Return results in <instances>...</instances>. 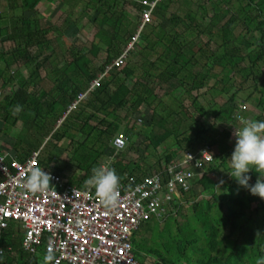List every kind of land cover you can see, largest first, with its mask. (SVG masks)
I'll list each match as a JSON object with an SVG mask.
<instances>
[{
    "label": "trees",
    "instance_id": "trees-1",
    "mask_svg": "<svg viewBox=\"0 0 264 264\" xmlns=\"http://www.w3.org/2000/svg\"><path fill=\"white\" fill-rule=\"evenodd\" d=\"M40 1L22 0V8L35 15ZM180 1L188 5L187 10L181 14L177 7V12L171 13L170 8ZM189 2L164 0L153 10V19L161 18L175 34L161 30L152 42L151 32H141L138 43L146 42L142 50L155 53V47L163 45L162 54L150 63L149 71L132 62L141 53H135L139 45L134 44L125 63L105 73L100 86L88 92L87 98L69 113V106L79 94L87 91L91 82L123 53L136 33L137 24L132 26L128 5L137 10L142 7L135 0H95L90 17L95 34L89 49L55 45L64 32L42 26L37 18L20 17L7 25L0 16V132L8 135L21 123V129L29 134L24 140L13 139L12 153L20 161L38 153L43 168H53L57 154L67 151V166L72 172L62 177L80 189L92 187L86 181L93 166L100 162L116 169L120 184L127 183V178L137 183L160 174L165 186L169 163L180 157V151L196 153L208 144L215 164L196 180L191 191L183 192L190 213L183 216V222L169 213L162 228L155 219L143 223L132 239L134 254L140 261L150 255L156 258L154 264H257L264 259L263 198L252 195L232 177L219 188L234 146L229 143L231 133L220 130L217 124L233 121V115L244 104L238 98L249 81L254 82L255 95L246 100L252 98L259 111L255 119L264 120V0H198L196 10ZM51 33L58 37L50 38ZM6 42H12V48H4ZM21 67L28 69V76ZM153 78L167 89V94L181 89L173 96L177 107L166 116L158 115L162 100L151 86ZM208 90H217L226 97L213 115L212 124L202 122L211 110L202 102ZM183 95L190 100L192 111L181 106ZM144 106L153 112L151 125L158 130L169 128L164 137H173L177 147L153 163L147 162L145 153L151 147L158 149L167 138L154 133L147 137L151 146L144 144L143 148V142L132 141L140 135L132 117ZM190 119L193 122L188 131L181 132V122ZM171 121L172 127L167 126ZM121 132L131 144L117 151L113 139ZM63 141H69L68 147H60ZM126 152L140 155L137 160H126ZM257 175L252 173V182ZM197 188L203 196L200 201H196ZM181 207L175 206L178 214ZM171 223L176 225V233ZM20 228L19 224H11L2 231L0 264H42L38 253L32 255L22 248Z\"/></svg>",
    "mask_w": 264,
    "mask_h": 264
},
{
    "label": "built area",
    "instance_id": "built-area-1",
    "mask_svg": "<svg viewBox=\"0 0 264 264\" xmlns=\"http://www.w3.org/2000/svg\"><path fill=\"white\" fill-rule=\"evenodd\" d=\"M135 1L142 7L138 10L136 33L123 53L91 82L86 92L79 94L67 113L100 86L105 73L125 63L128 52L151 21L153 10L164 0ZM127 144L122 132L113 140L117 151L124 150ZM212 159L209 147L186 153L168 166L165 186L160 174L137 183L127 178V183L119 185L118 203L108 207L101 203L93 187L80 189L67 184L49 169L46 171L52 174V184L44 191L31 192L25 181L32 168H43L38 153L20 161L12 152L0 151V232L11 221L19 222L25 235L24 249L37 254L39 248L47 251L51 247L55 254L52 264H139L132 253L133 233L142 223L166 214V206L193 188Z\"/></svg>",
    "mask_w": 264,
    "mask_h": 264
},
{
    "label": "rangeland",
    "instance_id": "rangeland-1",
    "mask_svg": "<svg viewBox=\"0 0 264 264\" xmlns=\"http://www.w3.org/2000/svg\"><path fill=\"white\" fill-rule=\"evenodd\" d=\"M190 4L189 6L192 7L193 10H196V4L198 2V0H189ZM186 6H188L186 3H184V1L181 3V1L179 3H176L174 7L170 8V12L171 13H176L177 11V7H179V11L182 14L184 11L187 10ZM135 9V8H134ZM135 13L131 14L130 11V20L132 21V26L135 27L136 24H138V10H133ZM137 21V22H136ZM163 26L161 27L160 26ZM65 25V24H64ZM63 25V26H64ZM84 26H69V24L66 25V27H63L65 29H67L66 31V36L64 37V46H68L70 44V41H77L78 47L83 48L85 47V49H89L91 42L94 38V28H92V24L89 22V24H83ZM148 27H145V30L148 31L149 33L151 32V39L152 42H155L158 38L157 34L160 33V31H165V32H170L172 35L175 34V31H172V29H170V25L164 26V23L162 21V19H157L152 17L151 21L149 22V24L147 25ZM82 28V31H80V29ZM239 31V30H238ZM170 34V35H171ZM79 38H78V37ZM203 39L205 41L208 40V36L204 35ZM140 41V40H138ZM138 41L136 42L137 45H139V47H137L135 49V53L139 55H142L143 57H141L140 55L136 58L134 57L132 62L133 63H137L138 65H140V69H147V71L150 70L151 66L150 63L154 62L156 60V58H158V55L162 54V46L163 45H158L155 47L153 52H149L144 51V49L142 50V47L146 44V42L144 41L143 44H139ZM9 45L7 44L5 47H8ZM10 47V46H9ZM77 47V48H78ZM142 50V51H141ZM146 55V56H145ZM97 62V61H96ZM103 62V61H102ZM48 68L50 69V65H48ZM21 71L24 75L28 76V69L25 67H21ZM44 74V72H43ZM140 75V73H139ZM151 86L154 88V93L159 97V99L162 100V105L157 107V112L158 115L160 116V114H163L164 116H166L168 113H170L171 109H175L177 107L176 103L173 101V96L175 95H179L181 93V89H177L175 92L173 93H169L167 94V89H165L164 87H160L159 86V81L156 78L151 79ZM154 81V83H153ZM212 84V83H211ZM254 82L253 81H249V84L246 86V90H243L240 93V97L238 98V101H242L244 104H242L240 106L241 110H243L244 115L246 116V118H256L257 114H258V109L254 106V102H253V96L255 95L254 92V88H253ZM262 87V86H260ZM46 88H49V84L46 86ZM45 88V89H46ZM209 92L211 95H209ZM196 94V93H195ZM252 95L251 100H246V98ZM184 96V95H183ZM182 99V96L180 97ZM226 100V97L220 96L216 91H209L208 90V95L205 96L204 99H202L203 104L205 105L206 108L211 107L210 110V114L208 116H206V118L202 119V122H206L207 123H214V117L216 112H218L219 109V105L224 103ZM209 101V102H208ZM190 100L187 98V96L183 98V100L181 101V106H183V108L189 109L190 111H192L191 106H190ZM211 103V104H210ZM214 103V104H213ZM2 112V111H1ZM0 112V124L3 125V119L2 117V113ZM153 112L147 108V107H142L141 112L134 115V117H132V121H136L137 124H135L137 132H140L139 136H135L132 141L138 142V143H142V148L144 146V144L149 145V140L147 139V137H152V135L154 133H158L157 137H161V136H165L167 133V130L169 128H164L163 130H158L157 127L151 125L150 121H151V114ZM138 120H142V123H140ZM193 122V119L190 120H186V121H182L181 123V128L180 131L184 132V131H188V127L189 125ZM200 122V123H202ZM173 122L171 121L170 123L167 124V126L172 127ZM219 124V123H218ZM218 128L220 130L222 129H232V126L230 124V122L228 123H224V124H219ZM124 125V124H123ZM159 125V124H158ZM239 125V124H237ZM59 126V125H57ZM240 126H242V124H240ZM1 127V125H0ZM125 126H122V128ZM22 128L21 123H19L16 128L12 127V129L9 131V134L7 135L6 132H4L5 134L0 132V150H6V151H10L12 152V148H13V141L14 140H24L26 139V137L28 136L29 132L27 129ZM161 128V127H160ZM162 129V128H161ZM193 134V133H192ZM169 137V135H167ZM164 137L167 138V140L162 143L158 149H153L152 147L149 150V153H145L146 155H148V163H153L157 158L162 157L166 151H173L174 149H177V147L174 145L175 141L173 137ZM81 140L84 139V137H80ZM14 139V140H13ZM234 140H230L229 143L232 144L234 146L235 143H233ZM68 143L69 141H63L60 143V147L61 148H66L68 147ZM129 143L131 144V140H129ZM151 146V145H149ZM181 153V151L179 152ZM140 155L139 153H134V152H126V160H137L138 159V155ZM61 156V157H60ZM42 157H44V154H42ZM69 158H70V154L67 153V151H65V153L59 155L57 154L56 156V160L53 163V168L51 167L52 170H54L55 172H59L60 174H63V176H67L69 174H71L72 171H70V167H68V162H69ZM229 162L230 159L228 160V167H229ZM223 176H224V181L223 183H219V188L223 187L224 183L228 180H230V175L226 172H223ZM197 192H200V189H197ZM202 198V196L200 195L198 197V199ZM197 199V200H198ZM252 207H255V204H253ZM188 212V214L190 213L188 211V208L183 209L181 214H179V216H177V219L179 220V222H183L184 218L183 216ZM163 226H161L162 228ZM171 229L173 231V233H176V225L173 223L171 226ZM43 256L44 254H41L39 257L41 263L43 264ZM152 260V259H151ZM153 261V260H152ZM151 262V261H150Z\"/></svg>",
    "mask_w": 264,
    "mask_h": 264
},
{
    "label": "clouds",
    "instance_id": "clouds-1",
    "mask_svg": "<svg viewBox=\"0 0 264 264\" xmlns=\"http://www.w3.org/2000/svg\"><path fill=\"white\" fill-rule=\"evenodd\" d=\"M258 114H259V111H258ZM138 121L142 123L141 120H138ZM230 124L232 126V129L230 128L222 129L225 131H229L231 133L230 140L232 136L235 137V144L231 152V155L229 156V159H230L229 169L226 170V172L239 185L243 186V188L248 190L252 195H256V196L263 198V203H264V120H258V119H254L250 117L246 118L243 110H241L240 108L236 112V114L233 115V121H230ZM240 124H242V126H240ZM203 147L210 148V152L213 158L212 161L206 166L205 172L203 174L204 176L207 172L208 167L210 165L215 164V156L212 153L211 147L208 144H204V146H202L201 148ZM185 154L186 153H184V151H181L180 157L178 159L173 160L171 163H169V165H172L174 162L180 161L184 157ZM46 169H49L50 171L63 176L62 174L52 170L50 167L48 168L47 167L46 168L34 167L31 169L30 175L27 177L25 181V186L28 190L34 193L41 192V191L46 190L48 186L52 184L51 183L53 179L52 174L46 171ZM253 172L258 174L256 176L255 182H252ZM166 174H168V171H166ZM211 176H212V179L217 180L216 176L212 174ZM202 177H199L197 179H200ZM120 179L121 178L115 168L109 167V165L106 162H100L97 165L93 166L91 170V175L88 177L86 183L94 187L95 192L97 196L100 198L101 203H103L104 205L108 207H115L119 199ZM220 182L223 183V180ZM193 187H195V184L193 185ZM197 189H200V188H197ZM191 190L192 189H190L189 191ZM199 193L198 195L200 196L201 194ZM181 198L180 199L175 198L176 201L173 202L172 205L170 204V206H166L167 213L162 215L160 219L158 218H153V219L160 221L161 222L160 226H164L165 223L163 221L166 218H168L169 213L171 214L174 213V215L179 216V214L177 213L178 210L175 208V206L177 205L181 206V203H180ZM254 204H257V203H254ZM11 223H16L21 226L20 229L23 232L22 248L24 249L23 241H24L25 235H24L23 227L19 222H14V221H11L9 223V226L11 225ZM172 224L173 223H171V226ZM139 230H140V227L135 233H133L131 237L132 239L135 236V234L139 232ZM3 232L2 231L0 232V236L3 234ZM142 235H144V233H142ZM24 251L28 252L25 249ZM2 253L3 252H1L0 254ZM28 253L32 254L30 252ZM37 253L38 255L44 254L43 264H52V262L55 259V254H54V251L51 249V247L47 251H45L44 248L41 247L38 249ZM132 253L134 255L135 260L139 264H154V262L156 261V258L150 255H147L146 257L144 255L143 257L145 258H142V261H140L138 258H136L133 247H132ZM38 258L40 257L38 256ZM257 264H264V259L258 260Z\"/></svg>",
    "mask_w": 264,
    "mask_h": 264
},
{
    "label": "crops",
    "instance_id": "crops-1",
    "mask_svg": "<svg viewBox=\"0 0 264 264\" xmlns=\"http://www.w3.org/2000/svg\"><path fill=\"white\" fill-rule=\"evenodd\" d=\"M94 1L93 0H41L35 9L36 14L34 15L32 11L29 12V11L23 10L22 0H0V16L3 17L1 20L4 23H7V25H9V24L11 25L12 21L14 22V20H16L20 17L37 18L40 21V24L42 26H44V27H48V26L56 27L58 29V32L60 30L64 32V36L61 37V40L58 41V39H56L57 42H55V45H57V43H58L59 47H62L63 49L67 48V47L77 48L78 47L77 41L76 42L70 41V44L68 46H64L63 43L66 44V42H64V37L66 36L67 29H65L63 27H66L67 24H69L70 27L71 26L72 27L73 26L83 27L84 26L83 24H86V25L89 24L90 17L93 16L94 11H95L94 10ZM133 10H137L136 7L128 5V7H127L128 13H129V11L131 14L135 13ZM130 13L128 14L129 16H130ZM80 31H82V28L80 29ZM94 32H95V29H94ZM49 37L54 38V37H58V35L56 33H51L49 35ZM7 44L10 47L9 46L5 47ZM12 46H13L12 42L4 43V48H6V49L12 48ZM48 54H50V53L45 54V56ZM46 73L47 72H44V75ZM0 125H1L0 129L3 128V125L2 124H0ZM232 139L234 140L233 143H235V137L234 136L231 137V140ZM198 197H199V195H198ZM198 197H197V199H198ZM202 198H203V196H202ZM202 198H200L198 200L196 199V201H200ZM180 203L182 205V207H181L182 210L188 208L189 207L188 204H190V203L185 202V198L183 196L180 200ZM11 224H14L16 226L18 225L16 223H11ZM140 230H141V228H140ZM144 230L147 232V229L144 228ZM144 230H142V233H144ZM20 231H21V229H20ZM21 234H22V232H21ZM1 252H3L2 249H0V253Z\"/></svg>",
    "mask_w": 264,
    "mask_h": 264
}]
</instances>
